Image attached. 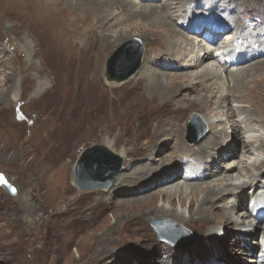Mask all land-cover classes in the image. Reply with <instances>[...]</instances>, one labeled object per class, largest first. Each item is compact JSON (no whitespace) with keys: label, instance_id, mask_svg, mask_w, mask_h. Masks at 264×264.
Returning a JSON list of instances; mask_svg holds the SVG:
<instances>
[{"label":"rangeland","instance_id":"obj_1","mask_svg":"<svg viewBox=\"0 0 264 264\" xmlns=\"http://www.w3.org/2000/svg\"><path fill=\"white\" fill-rule=\"evenodd\" d=\"M56 1L48 0V2H46V0H40L39 2V0H0V41H4V38H2V36H7L10 40H13L15 42L19 41V37L21 38L23 36H26L29 40L35 41L37 44H34L31 47V53L34 57L32 67L33 71L28 70L25 74H23V71L18 70L19 66H17L16 63L17 60H14L13 62L5 60L0 64V97H2L3 100L0 101V173L5 177L7 182L13 188V191H11L0 185V220L4 222L5 226L3 230L8 234L6 238L3 237L0 239V244H2V248H0V264H39L41 262L42 264H50V254L54 256V251L56 249L55 247L58 243V248H60L59 250L62 251L60 253L65 256V258H63L59 264H69L70 259H73V262L75 264H184L188 259L187 255L199 252L200 248H202V246L200 245L202 240H205L206 238L209 239L208 236L211 235H214L216 237L219 236L221 238L222 248H219V254L218 251L215 253L217 257H215V259H217V264L247 263L246 261L248 257L257 255L255 254L257 251L254 252L250 250L245 254H242V257L234 258L233 253L237 251V248L239 247L238 245L240 243L238 244V237L227 235V230H229L230 232L233 230L232 233H235L241 231L243 229L242 226L237 227L238 224H229L228 229L225 230L223 229V227L219 229L222 223H218L219 227L215 225L214 222L210 223L209 225L201 224L198 221H191L189 222V224H183L173 219L172 217L153 216L154 211H151V208L153 206H164L165 208L173 212L180 211L185 215L186 218H188L190 216L188 213V206L189 202L191 201V195H188L185 198L184 204L182 205H180V203L178 202V196L175 198H171L173 204L170 205V200L166 199V195L164 194V192H161L165 190L164 187L160 185L162 183H153V187H150L151 189L149 191H155L156 194L149 199H153L154 205L145 208L141 205L138 206L141 202L139 203L136 201L131 202V204L130 202H123L125 199H132L133 197H135L136 194H133L132 196V192H130V190H122L119 192L121 193L120 195H113L110 193L108 195L107 193L102 191L104 189L107 190L109 189V187H111L117 174L124 170L123 166H125L126 163L128 164L129 162H131L130 160L133 159L134 161H138V164L140 163L141 159L139 157L144 153L145 148L147 146L152 147L155 144L157 136L153 134V129L160 120L164 119L163 125L166 126L167 124L166 127H168V125H173L174 127L177 124H183L184 128H182V138L186 143L196 145L197 143H203L206 140L208 125L204 119V116H210L214 120L221 119V116L214 113H208L205 109L200 108L197 103H190L191 100H189V98L193 99L198 97L199 91L197 90H192L184 94L180 93L179 91L177 93V96L173 98L175 99V101H177L175 104L173 102H169L168 100L165 104L160 105L158 104L157 100L143 103L144 101L142 100H144L145 98L143 97V95L145 96V94H143L145 93L143 81H145L144 79L146 78H138L136 80L130 81L129 76L128 78H126V80H124V82L121 81L123 83L120 85H111V83L105 81L104 73L110 57H114L111 64L113 71L119 72L124 69V54L128 52V50L121 51L119 54H116L121 46L128 44L130 47L131 56L132 48L134 46L137 47L139 44H141L143 48V55L144 48L152 49L156 46L163 47L164 41L158 37L159 35L157 33H152V35H148V39H144V37L142 36H134V38H128L121 43H118V41L112 42L113 44L111 43V45H109L105 55L98 60L97 65L95 61L96 53L98 52L100 47V40L94 39V34L90 35L87 32H81L80 34L82 35V37H79V34H77L79 32H76L75 30L77 29L76 25L72 24L73 16L75 19H77V22H82L83 19L87 18L85 16L89 15V12L84 10H72V8L67 3L65 4L64 0ZM62 2H64V5H62ZM152 4L158 5V2H154ZM21 5H23V7L20 8ZM223 6L224 8L226 7V5ZM48 10L49 12L47 13ZM115 11L116 14L117 12L120 13L119 9ZM233 12L237 13L238 10H234ZM57 13L62 14L60 15ZM63 13H65V15ZM32 16L34 18H32ZM122 16L124 15L122 14ZM122 16H113L112 20L114 21L117 19V17ZM56 17H62L65 20V23H63L64 27L65 25L68 27H71L73 25L71 27L72 29H70L68 33L76 32L77 35L75 36V39H77L78 41L74 44H71L72 46L68 47L65 43L58 41L60 40V38L58 37H56L55 39L54 36H61L60 33L62 32V30L60 31L58 28L54 29L53 26L55 22L51 24V19L57 20ZM245 18L248 24L252 26L257 25V16L253 14H247ZM176 21L179 23L181 19L177 18ZM135 22L142 25L147 24L140 18L135 19ZM132 23L133 22L129 21L128 19L126 22L115 27H103L100 30L104 31L105 33L107 32L112 34H116L119 31L123 33L132 32L137 35H140L141 33L143 34V32L136 30L132 26ZM213 24L219 27L216 28V30L218 29L219 32V35L217 36L219 42L221 41L223 43H226L227 41L228 44L230 42L229 45L233 48H236L238 46L237 41L231 42V40L229 41L226 39H222L223 37L226 38L229 34H231V31L234 27L232 24L227 23V21L225 23L213 22ZM4 26H7L8 30H4ZM32 26L34 28H32ZM51 30L53 31V34ZM233 31L235 32V30ZM227 32L228 34H226ZM223 33L224 36L222 37ZM186 34L188 33L186 32ZM66 38L69 39L68 34ZM87 41V46H85L84 49H81L80 46L86 45ZM51 44L55 46H51ZM114 54L116 55L114 56ZM174 58H176V56ZM225 58L229 59L228 57ZM57 63H59L60 65ZM62 65H65V67ZM235 67L236 66H232L231 68ZM187 70L190 69L184 68L180 71H172L169 73L182 72L183 74L187 75L191 74V72H186ZM91 72L97 76L99 74V76L94 77ZM257 73L259 77L264 78V67H262V69ZM4 74L6 75V79H4ZM36 75L44 77L48 86L40 94L34 97L33 92L36 87L37 81H34L33 77H35ZM63 76H65V78ZM84 79L86 80V82ZM200 85L201 83H198L196 85V88H200ZM257 88L264 89V79L255 80L252 76L248 77L241 87V90H243L241 91V93H246V97H244V99L247 98L252 102L254 97H252L250 93H255V90ZM12 93L17 95V99L20 102V106L16 108H14L15 99L11 100ZM113 93L116 94L114 95ZM184 96L186 98H182ZM75 101L77 103H75ZM225 104H232L234 106L238 105L237 102H232L231 100L229 102L223 103V105ZM223 105L220 106L221 108L218 107V109H215L214 112H221L222 109H225ZM63 108L66 110H64ZM175 108L179 110H174ZM260 109L264 110V102L260 106ZM57 110H59V113L57 112ZM179 111L182 114H180ZM207 113L209 115H207ZM66 116H70V119L66 120ZM47 120L49 121V126L51 128V142L49 141V143L45 145L44 149H46V152L43 154V157L40 152H38L40 150L38 146L33 149L36 154L38 153L37 158L41 162H48L51 164L52 174L54 173L53 176H59L60 174L65 177V180L59 182L55 176L54 184L62 183L63 186L67 185L68 188L61 194L57 195L55 198H52L49 205H45V207L38 209V211L36 212L35 218L41 216L46 217L51 211L56 212L57 210V212H60V214L49 217V221L51 223L49 221L48 223L46 221L47 224L43 223L39 225L38 223V226H40L37 230L38 241L35 243V246H33L29 242L30 237L26 235L29 233H20V229L25 231L27 230V228L24 227V225L27 224H18L11 220V218H14V215L11 214V209L15 205L17 206L22 198L24 199L27 190L25 187L27 178L26 170L21 169L20 163L15 161V159L23 148H27V143H29L32 139H37L44 135V130L48 127ZM190 120H193V127L191 130L188 127ZM239 125L242 127L243 123H239ZM117 126H122L124 130L120 131ZM229 126L230 123L226 122L224 132H226L228 135H232V127ZM217 128L219 129L220 125ZM119 133L122 134L119 135ZM244 135L246 136L247 134ZM134 136H136V138H134ZM177 139V143L181 145L182 140L179 138V135ZM226 141H228L227 145L230 147L229 151H231V147L235 149V156L233 157L234 162L232 160L233 163H227L223 160H218V157L216 156V158L212 160L211 157L207 156L206 158H208L207 161L210 167H224L227 164L232 165L240 161L241 163H239V165H241L238 166V169L233 171L236 175V179L233 181L234 183L242 182L244 180L248 181V176L251 177V175H257L260 170L257 167L261 168V170L264 171V166H258V163H256L254 166L251 164L256 158L264 159V151L256 150L253 153H245L242 155L243 152L240 144H233L232 137L231 140L227 137V139H225L224 142L221 143L222 146L224 145L223 147H226ZM103 142L110 143L116 150H125L126 154H124V156L126 157H120L115 153V150L108 149L110 152L121 158V167L113 175L110 184L106 187H98L91 190H80L73 183V172L76 161L88 146L93 144H100L104 146ZM256 144L257 142H255V145ZM171 150L172 149L170 148V150L168 151L170 152ZM163 155H158L156 157L157 160L154 161V164L167 165L171 162L169 160H165L163 161V163H161V160L164 157ZM30 156L31 155H29L28 158ZM212 156H214V154H212ZM175 159H180V161L186 160V162L180 165V172H178L179 178L180 174H182V176L185 174L186 167H188L189 163L195 162L192 159V155H186L185 153L174 155V161ZM146 160L149 163L151 161V159ZM245 160L247 163L246 165L245 163H243V161ZM172 163L174 162L172 161ZM239 170L241 171V173L237 172ZM172 175L174 174L171 173L168 178H172ZM218 177L220 176L216 175L210 178L197 179L196 181H192L189 184L182 185L181 187L183 189H186V192L189 193L190 189L194 187V185L202 182H214L213 180L217 179ZM173 178L176 179L177 177ZM257 178L261 179V181L264 182V172L260 174V176H257ZM190 180H195V178H192ZM184 182H186V179H184ZM255 182H257V180H255ZM255 182L253 181L252 184H248L244 188L243 191L247 195L249 194L248 196L252 194L251 188ZM176 183H172L169 185L170 187L174 188L176 187ZM157 185L160 186L156 188ZM19 190L22 191L19 193ZM97 190L101 191L102 194ZM18 194H20L19 197ZM141 194H143V192L137 195L139 196ZM103 196L106 197V199H104ZM120 201H122L123 203H119ZM99 203L101 205H99ZM209 204L211 205V202H208L206 206H209ZM237 204L238 203L236 202V205L232 204V206H237ZM248 205V202L245 203L244 206L246 207V209ZM190 208L196 209L197 203H193ZM171 211L167 212V214L172 215ZM221 211L219 212L222 213ZM224 213L226 214V212ZM150 219H165L171 220L174 223H178L190 232L191 237L185 240L178 239L177 243L162 241L157 237V232L155 231L153 225L150 223ZM257 224L258 228L255 230L256 232L251 235V237H246V240L249 242L251 247H256L258 245L257 243L262 239L260 233L261 229L264 227L263 218L262 220H259ZM159 225L168 224L165 223V221H162ZM109 226H112V228H114V232H112L113 234L109 233L110 241L107 244L108 249L106 250L109 251V255L105 258H102L98 262H95L93 261V258L98 257V250L100 249V247L103 248L105 246V244L103 243L99 244L97 242V238L102 235L101 233L104 232ZM35 227L36 224L31 225V228L33 230H35ZM220 230L221 232H219ZM57 233H59V241L56 244L53 241L55 239L54 235ZM66 239L67 241L68 239L71 240V242L67 244ZM58 248L56 250L57 252ZM232 249L234 251L231 252ZM8 253L11 254L9 255ZM208 254H211L209 250ZM197 255H199V253H197ZM199 257L205 258L204 255L201 256L200 254V256H197L196 258L192 257L191 260L197 261Z\"/></svg>","mask_w":264,"mask_h":264},{"label":"bare ground","instance_id":"obj_2","mask_svg":"<svg viewBox=\"0 0 264 264\" xmlns=\"http://www.w3.org/2000/svg\"><path fill=\"white\" fill-rule=\"evenodd\" d=\"M64 1L65 4L67 3L72 8V10H84L89 12V15H92V16L86 15L85 17L87 18L83 19L82 22L80 21L77 22V19H75L73 16L72 24L76 25L77 29L75 30L76 32H79L77 33L79 34V37H82V35L80 34L81 32L82 33L87 32L90 35L94 34V39L100 40V47L98 52L96 53V61H95L96 64L98 63V60L105 55L107 48L109 47V45H111L112 42L118 41V43H121L128 38H132V37L134 38V36L136 37L142 36L144 37V39H148V35H152V33H157L159 35L158 37L164 41L163 47L156 46L152 49L144 48V53L143 55H141L140 64L136 69L137 71L135 70L136 72L134 71L135 73L133 72L134 74L132 73L133 75L131 74L129 77L130 81L136 80L138 78H146L144 79L145 81H143V85L145 87L144 88L145 93H143L145 94V96L143 95V97L145 98L144 100H142L144 101L143 103H148L152 100L153 101L157 100L158 104L163 105L169 100V102H173L175 104L177 101H175V99L173 98L177 96V93L179 91L180 93L184 94L192 90H197L199 91L198 97L193 99L189 98V100H191L190 103L191 104L197 103V105L200 108L205 109L208 113H214L221 116V119L218 120H214L210 116H206V115L204 116V119L208 125L206 140L205 142L197 143L196 145L186 143L182 138V128H184L183 124L182 125L177 124L174 127L173 125L172 126L168 125V127H166L167 124L166 126L163 125L164 119L160 120L153 129V134L157 136L155 140V144L152 146L153 148L149 146L145 148L144 153L139 157L141 159L139 164L137 163L138 161H134L133 159L130 160L131 162H129L128 164L126 163V165L123 166L124 170L117 174L111 187H109V189L107 190L104 189L102 191L107 193L108 195L109 193L113 195H120L121 194L119 193L120 191L130 190V192H132V196L133 194L134 195L136 194L135 197L133 198L131 197L132 199L130 198L125 199L123 202H130L131 204V202L137 201L139 203L141 202L138 206L141 205L147 208L150 207L151 205H154L153 199L150 200L149 198H151L156 194L155 191H149V190L153 187V183L156 184L160 182L162 183L160 185L165 189L164 191L161 192H164V194L166 195V199L170 200L169 201L170 205L173 204L171 198H175L178 196L179 197L178 202L180 203V205H182L184 204L185 198L188 195H191V201L189 202V206H188V213L190 216L186 218L185 215L180 211L173 212L165 208L164 206L161 207L153 206L151 208V211H154L153 214L154 217H172L173 219L183 224H189V222L191 221H198L201 224H208V225L214 222V224L218 226V223H222V225L218 227L219 229L223 227V229L225 230L228 229L229 224H233V225L238 224L237 227L242 226L243 228L241 231L232 233L233 230L231 232L227 230V235L232 237L233 236L238 237L237 238L238 244L239 243L241 244L238 245L239 247L237 248V251L233 253L234 258L237 257L240 258L242 257V254H245L246 252L252 250L253 247H251L249 242L246 240V237L247 236L251 237V235H253L256 232L255 230L258 228L257 223L259 220H262V218L264 220V182H262L261 179L257 178V176H260V174H262L264 171L261 170V168L257 167L258 169H260L259 173L258 172H257L258 174L256 173L257 175H253V176L251 175V177L248 176L249 177L248 181L244 180L242 182L234 183L233 181L236 179L235 178L236 175L234 174L233 171L238 169V166L241 165V164L239 165V163H241L240 161L232 165L227 164L224 167L216 168V167H210L208 165V161H207L208 158L206 157L207 156L211 157L212 160L218 157L217 158L218 160H223L227 163L232 162V160L234 159L233 157L235 156L234 153L235 149L231 147V151H229L230 147L227 145L228 141H226V147H223L224 145L223 146L221 145V143L224 142V140L227 139V137L230 140L232 137L233 144H237V145L240 144V147L242 148V152H243L242 155L245 153H253L256 150L264 151V110L260 109V106L264 102V89L257 88L255 90V93L252 92L250 93V95L254 97L252 102L247 98L244 99V97H246L245 96L246 93H241V91H243L241 90L242 84L248 77L252 76L254 77L255 80L264 79L262 77H259L257 73L259 70L262 69V67H264V0H219V1L214 0L215 2L221 3L217 5H226V7L223 8V10H221L219 6V10H217V12H214V14H212L211 11L202 12L199 8L197 7L193 8L192 6H190L192 1H196L198 3L199 0H64ZM46 2H48V0H46ZM154 2H158V5L156 4L153 5L152 3ZM62 5H64V2H62ZM21 7H23V5H21L20 8ZM117 9L120 10V13L117 12L116 14L115 10ZM234 10H238V12L235 13L233 12ZM48 12L49 10L47 11V13ZM57 14L61 15L62 13H57ZM63 14L65 15V13ZM122 14L124 16H122ZM247 14H253L258 17L256 26L254 25L252 26L247 23V21L245 20L246 19L245 16ZM117 15L122 17H117V19L113 21L112 20L113 16L116 17ZM212 15H214L213 18ZM198 17L206 18V20L214 19L215 23L217 22L225 23L227 21V23L232 24L234 26L233 30H235V32L232 30L231 34H229L226 37L227 38L226 40L229 41L231 40V42L237 41L238 46L236 48L230 49L227 41L226 43L221 42L222 44L227 45L226 46L228 47L227 54H222L224 46H221V48H213L214 45L220 43L217 38L219 32L218 29L216 30V28L219 27L216 26L214 29L216 31H214L212 28L211 29L208 28L209 25H207L206 23L207 21L204 23V21L201 22L196 20ZM32 18L34 17L32 16ZM56 18L57 20L51 19L52 22L51 20L50 22L51 24L55 22L53 26L54 29L58 28L60 31L62 30V32L60 33L61 36L59 35L54 36L55 39L56 37H58L60 38V40L58 41L65 43L68 47L72 46L71 44H74L78 41L77 39H75L76 38L75 36L77 35L76 32L68 33V31L72 29L71 27L73 25L71 27L65 25L64 27L63 23H65V20L62 17H56ZM137 18L144 20L147 24L146 25L137 24L135 22V19ZM177 18L181 19L179 23L176 21ZM128 19L129 21L133 22L132 26L136 30L143 32V34L141 33L140 35H137L132 32L123 33L121 31H119L116 34H112L107 32L105 33L104 31L100 30L103 27L105 28L115 27L117 25L126 22ZM208 24L211 23L208 22ZM32 28L34 27L32 26ZM196 28L200 29L201 32L199 33L196 32ZM3 29L8 30L7 26H4ZM186 32L189 34V36L188 34H186ZM228 32L226 34H228ZM66 33L68 34L69 39L66 38L67 36ZM204 35L207 36V39H210L208 40L209 44H206V42L204 43V41L202 40V36ZM2 38H4V41L3 42L0 41V64L5 60H8L10 62L17 60L16 63L17 66H19L18 70L23 71V74H25L28 70L33 71L32 67H33L34 57L32 56L31 53L32 51L31 47L34 44H36V42L29 40L26 36H23L21 38L19 37L18 42L10 40L7 36H2ZM87 44L88 41L86 45L80 46V48L84 49L85 46H87ZM52 45L53 44H51V46ZM217 49H221L222 51L220 53L219 52L217 53L216 51ZM171 53L173 54V56ZM25 56L27 57V60ZM175 56L176 58H174ZM225 57H228L229 61L231 62H229L228 59H226ZM62 66L65 67V65ZM232 66H236V67L231 68ZM184 68L190 69L187 70L186 72H191V74L187 75V74H183L182 72L169 73L172 71H180ZM92 74L94 75V73ZM95 76L97 75H94V77ZM63 77L65 78V76ZM104 78H105V73H104ZM4 79H6L5 74H4ZM33 80L37 81L36 87L33 92V96L35 97L36 95L40 94L48 86V84L46 82V79H44V77H41L39 75L33 77ZM104 80L107 81L108 83H111V85L112 84L120 85L124 82V80L123 82L108 81L106 80V78ZM198 83H201L200 88H196V85ZM185 96L182 98H186ZM13 99H15L14 108L20 106V102L17 99V95L14 93H12L11 100ZM230 100L232 102H237L238 105L235 106L232 104L223 105V103L229 102ZM0 101H3L2 97H0ZM75 103L77 102L75 101ZM221 105H223L225 109H222L221 112L220 111L214 112L215 109H218V107H220ZM174 110H177V108H175ZM58 111L59 110H57V112ZM254 111H258V112H254ZM208 113L207 115H209ZM180 114L182 113L180 112ZM65 118L66 120H68L70 119V116H66ZM226 122H229L230 123L229 127H232V132H231L233 133L232 135H228L226 132H224V127L226 126ZM239 123H243V126L241 127ZM49 125L50 124L48 121V127L44 130V135L37 139H32L31 141L29 140L30 142L27 143L28 144L26 146L27 148H23L22 151L19 152L17 158L15 159V161L20 163L21 169L26 170L27 178H26V182L25 181L24 182L27 190L25 193L26 195L24 194L25 195L24 199L22 198L19 204L17 206L15 205L11 209V214L14 215V218H11V220L18 224L20 223L27 224L24 225V227H26L27 230L25 231L20 229V233L24 234L25 232H28L29 234L26 235L30 237L29 242L33 246H35V243L38 241L37 230L38 227H40L38 226V223L39 225L43 223L47 224L48 221L50 220L49 217L60 214V212H57L58 211L57 210L56 212L51 211L49 215L46 217L41 216L35 218L36 212L38 211V209L45 207V205L46 206L49 205L52 198H55L57 195L61 194L68 188L67 185L63 186L62 183L54 184L55 181L54 178L56 175L53 176L54 173L52 174L51 164L48 162H41L37 158L38 153L36 154V152H34L33 149L36 146H38L40 148L38 152H40V154L43 157V154L46 152L45 151L46 149H44L45 145L50 141L51 128ZM219 125L220 128L218 129L217 127ZM118 128L120 131L124 130L122 126ZM120 134L122 133H119V135ZM244 134L247 135L245 136ZM178 135L179 138L182 140L181 145L177 143ZM134 138H136V136H134ZM255 142H257L256 145ZM104 146L107 149L115 150V153L120 157L121 156L123 157L124 154H126L125 150L123 149L116 150L115 148H113V146L110 143L106 142L104 143ZM170 148L172 150L169 152L168 150H170ZM181 153H185L186 155L189 154L192 155V159L195 162L189 163L188 167H186L185 174L183 176L182 174H180V178H179L178 172H180V165L186 162V160L180 161V159L179 160L175 159L174 161V155ZM212 154H214V156H212ZM29 155L31 156L28 158ZM158 155L164 156L161 160L162 161L161 163H163V161L165 160L167 161L169 160L171 162L167 165L154 164V161L157 160L156 157ZM125 157L126 156H124V158ZM146 159H151L150 163ZM172 161L174 163H172ZM263 162L264 159L256 158L255 160H253L251 164L254 166L256 163H258V166L260 165L264 166ZM243 163H245L246 165L247 164L246 160L243 161ZM237 172L241 173L240 170ZM171 173L174 175L171 176L172 178H168L171 175ZM216 175H219L220 177L213 180L214 182H202L197 185H194V187L190 189L189 193L186 192V189H183L181 187L182 185L189 184L190 182L196 181L197 179L210 178ZM57 176L56 179H58L59 182L65 180L64 179L65 177H63V175L59 174V176L58 177ZM173 177H177V178L175 179ZM192 178H195V180H190ZM184 179H186V182H184ZM255 180H257V182H255ZM253 181L255 183L251 188L252 194L248 196L249 194L247 195L243 190L248 184H252ZM172 183H176L175 185L176 187L174 188L170 187L169 184ZM160 185H157L156 188L159 187ZM21 191L22 190H19V193ZM142 192L143 194L139 196L137 195ZM19 196L20 194H18V197ZM146 198L147 200L148 199L149 200L147 201ZM104 199H106V197H104ZM246 201H249L252 205H254V208L256 209V215L253 216L252 211L248 212L249 210L246 209V207L244 206ZM121 202L122 201H120L119 203ZM208 202H211V205L209 204V206H206ZM236 202L238 203L237 206H232V204L236 205ZM100 203L99 205H101ZM193 203H197L196 209L190 208ZM259 206H262L260 210L257 209ZM169 211L172 212V215L167 214V212ZM219 211H221L222 213H220ZM224 212H226V214ZM156 221L159 224L162 221H165V223L167 224L169 223V220H165V219H157ZM32 224H36V227L34 228L35 230L31 228ZM176 225H179L180 228H184L182 225L178 223H176ZM4 226H5L4 222L0 220V239L3 237L6 238L8 236V234L3 230ZM112 232H114V228H112V226H109L104 232L101 233L102 235H100L97 238L98 239L97 242L99 244L103 243L105 244V246L103 248L100 247V249L98 250V257L93 258V261L98 262L102 258H105L106 256L109 255V251L106 250L108 249L107 244L110 241L109 233ZM219 232H221V230ZM58 235L59 233L54 235L55 239L53 242H55L56 244L59 241ZM260 235L262 236V239L260 242L257 243L259 245V249L257 250V253L260 252L261 255L259 257H256V255L252 257H248V259L246 258L247 263H242V264H264V248L261 249L264 246V227L261 229ZM208 237L209 239L206 238L205 240H202V242L200 243L202 248H200V251L197 252L199 253V255H197V253L187 255L188 259L184 264H217L216 263L217 259H215L216 257L215 253L218 251L219 254L220 251L219 248L221 247V238L219 236L216 237L214 235ZM70 242L71 240L68 239L67 241L66 239L67 244ZM58 244L57 246L55 245L56 249L54 251V256L50 254V264H59L62 261V259L65 258V256L62 253H60L62 251L59 250L60 248H58L59 247ZM0 248H2V244H0ZM57 248H58V252L56 251ZM208 250L210 251L211 256L208 254ZM232 251L234 250L232 249L231 252ZM200 254L201 256L204 255L205 258L199 257L197 261L191 260L192 257L196 258L197 256H200ZM39 264H42V262ZM69 264H75L73 262V259H70Z\"/></svg>","mask_w":264,"mask_h":264},{"label":"water","instance_id":"obj_3","mask_svg":"<svg viewBox=\"0 0 264 264\" xmlns=\"http://www.w3.org/2000/svg\"><path fill=\"white\" fill-rule=\"evenodd\" d=\"M124 49V50H123ZM128 50L124 54V69L115 72L111 64L114 57H110L105 70V78L108 81L120 82L128 78L139 66L142 55V45L133 47L130 56V47L125 44L119 48L116 54ZM114 54V56L116 55ZM193 120H190L188 127L191 130ZM121 167V158L110 152L100 144L88 146L76 161L73 172V183L80 190H91L98 187H106L110 184L113 175ZM0 185L13 191L12 186L0 173ZM150 223L157 232V237L162 241L177 243L178 239L185 240L191 237L190 232L185 228L169 220L168 225H159L156 220L150 219ZM177 240V241H176Z\"/></svg>","mask_w":264,"mask_h":264}]
</instances>
